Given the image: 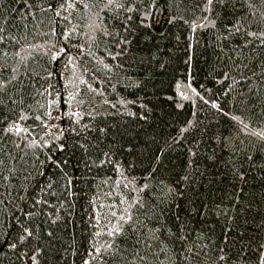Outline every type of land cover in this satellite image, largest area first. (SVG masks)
<instances>
[{"label":"trees","instance_id":"16d2710c","mask_svg":"<svg viewBox=\"0 0 264 264\" xmlns=\"http://www.w3.org/2000/svg\"><path fill=\"white\" fill-rule=\"evenodd\" d=\"M261 34L264 0H0V264H264Z\"/></svg>","mask_w":264,"mask_h":264},{"label":"snow or ice","instance_id":"6c2138e0","mask_svg":"<svg viewBox=\"0 0 264 264\" xmlns=\"http://www.w3.org/2000/svg\"><path fill=\"white\" fill-rule=\"evenodd\" d=\"M212 2V0H209V3H211ZM239 29H237V31H238ZM254 35V34H253ZM261 35H264V34H261ZM262 43H264V41H262ZM54 59H55V57H54ZM20 129H18L17 128V131H19Z\"/></svg>","mask_w":264,"mask_h":264}]
</instances>
